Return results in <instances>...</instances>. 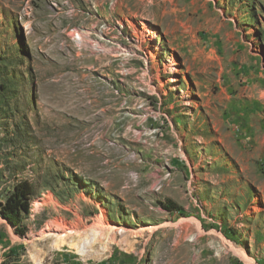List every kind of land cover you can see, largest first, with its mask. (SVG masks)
<instances>
[{
	"label": "rangeland",
	"instance_id": "obj_1",
	"mask_svg": "<svg viewBox=\"0 0 264 264\" xmlns=\"http://www.w3.org/2000/svg\"><path fill=\"white\" fill-rule=\"evenodd\" d=\"M21 180L0 264H264V0H0Z\"/></svg>",
	"mask_w": 264,
	"mask_h": 264
},
{
	"label": "trees",
	"instance_id": "obj_2",
	"mask_svg": "<svg viewBox=\"0 0 264 264\" xmlns=\"http://www.w3.org/2000/svg\"><path fill=\"white\" fill-rule=\"evenodd\" d=\"M34 188L29 180L16 182L8 193L4 202H0V216L12 227L16 234L24 235L27 227L23 224V215L29 213L30 202L34 198ZM164 207L169 211H179L181 208L171 200H168Z\"/></svg>",
	"mask_w": 264,
	"mask_h": 264
},
{
	"label": "bare ground",
	"instance_id": "obj_3",
	"mask_svg": "<svg viewBox=\"0 0 264 264\" xmlns=\"http://www.w3.org/2000/svg\"><path fill=\"white\" fill-rule=\"evenodd\" d=\"M62 243V241H59V242H55V246L57 247L59 244H61ZM57 243H59L58 245H56Z\"/></svg>",
	"mask_w": 264,
	"mask_h": 264
},
{
	"label": "crops",
	"instance_id": "obj_4",
	"mask_svg": "<svg viewBox=\"0 0 264 264\" xmlns=\"http://www.w3.org/2000/svg\"><path fill=\"white\" fill-rule=\"evenodd\" d=\"M56 247V246H55Z\"/></svg>",
	"mask_w": 264,
	"mask_h": 264
}]
</instances>
